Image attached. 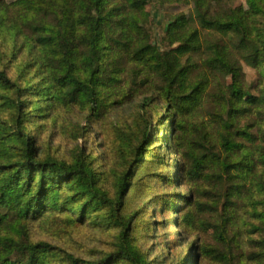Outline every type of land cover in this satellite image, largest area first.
Segmentation results:
<instances>
[{
    "label": "trees",
    "instance_id": "obj_1",
    "mask_svg": "<svg viewBox=\"0 0 264 264\" xmlns=\"http://www.w3.org/2000/svg\"><path fill=\"white\" fill-rule=\"evenodd\" d=\"M149 2L0 0V33L22 38L29 49L28 61L15 77L2 61L17 60L20 50L13 57L0 54V110L11 112L9 120L0 115V264H47L53 255L63 264H148L133 234L138 214L124 215L132 174L121 176L111 197L94 158L83 150L71 164L44 157L26 127L36 117L31 110L36 98L47 97L39 112L58 104L96 111L102 94L119 88L144 96V109L160 101L173 130L190 132L187 177L215 167L210 179L225 192L224 214L212 226L216 246H201L197 255L218 264H264V89H247L242 66L262 71L264 84V28L258 20L264 16V0H246L248 9H225L222 0H193L192 14L178 15L168 24L166 50L152 42L146 28ZM206 108L215 134L203 124L182 120ZM89 129L91 124L84 132ZM146 148L150 145L140 142L136 165L144 161ZM64 183L80 205L58 197L56 190ZM244 193L255 202L249 222L243 223L251 243L248 254L241 230L235 228ZM58 202L68 221L82 222L104 209L103 218L122 228L117 253L101 263H86L67 250L33 241L31 223L42 220L50 207L56 211Z\"/></svg>",
    "mask_w": 264,
    "mask_h": 264
},
{
    "label": "rangeland",
    "instance_id": "obj_2",
    "mask_svg": "<svg viewBox=\"0 0 264 264\" xmlns=\"http://www.w3.org/2000/svg\"><path fill=\"white\" fill-rule=\"evenodd\" d=\"M222 3L225 9H248L246 0H222ZM193 8V0H150L146 28L152 42L166 50L168 24L178 15L192 14ZM258 20L264 28V16ZM18 50L17 60L8 62L6 56L13 57L11 54ZM0 54L6 57L2 66L15 77L19 66L28 61L29 49L23 45L22 38L3 31L0 33ZM242 66L247 89L252 92L264 89L260 76L262 71L247 64ZM37 76L35 73L34 78L38 80ZM119 89L104 92L101 103H98L102 107L96 111L80 104H58L39 112L36 110L47 105V97L36 98L31 109L36 117L28 119L27 131L36 139L44 157L48 155L71 164L79 150H83L88 158H94V167L105 176L102 187L111 197L116 194L121 176L132 174L133 187L126 200L124 215L138 214L137 229L133 234L138 236V246L148 264H218L210 257L197 255L201 246H216L212 226L224 214L225 192L220 193L216 180L210 179L215 167L210 165L201 175L187 177L189 159L186 152L190 151V132L185 135L173 130L167 121L169 114L160 101L144 109V96L129 95L125 88ZM251 110L248 108V117H252ZM207 111L206 108L199 115L196 112L189 114L182 120L188 124H203L208 132L215 134V124L207 116ZM10 113L7 107L0 110L5 120H9ZM89 124L91 129L85 133L84 128ZM140 142L150 145V148H146L148 153L144 161L136 165L134 161ZM56 191L61 200L74 205L82 203L69 192L66 183ZM260 198L264 199V196ZM172 204L175 207L171 211ZM254 205L249 194L244 193L238 201L237 218L240 222L235 228L241 230L245 254L251 252V243L248 241V226L243 223L249 222L247 217ZM53 210L55 208L50 207L42 220L31 223L33 241L47 242L67 250L86 263H101L117 253V238L122 228L103 218L104 209L82 222L64 218L59 202L57 210ZM73 212L80 217L78 212L81 210ZM46 259L47 264H63L57 255ZM116 264L128 263L119 261Z\"/></svg>",
    "mask_w": 264,
    "mask_h": 264
}]
</instances>
